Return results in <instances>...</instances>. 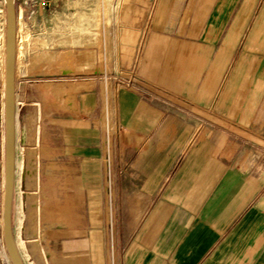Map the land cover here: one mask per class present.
<instances>
[{"label":"crops","instance_id":"crops-1","mask_svg":"<svg viewBox=\"0 0 264 264\" xmlns=\"http://www.w3.org/2000/svg\"><path fill=\"white\" fill-rule=\"evenodd\" d=\"M140 40L109 149L98 88L42 106L34 264H264V0L136 7L109 72L128 73Z\"/></svg>","mask_w":264,"mask_h":264},{"label":"rangeland","instance_id":"rangeland-1","mask_svg":"<svg viewBox=\"0 0 264 264\" xmlns=\"http://www.w3.org/2000/svg\"><path fill=\"white\" fill-rule=\"evenodd\" d=\"M155 1L14 0L15 31L21 42L20 63L16 69L14 86L15 88L16 86L19 88L25 86L26 96L29 95L30 98L27 104H22L21 99L15 100L14 184L11 224L13 219L14 240L22 241V247L19 244L21 248L19 255L22 256L24 264H34L33 259L35 257L42 261L44 259L39 247L40 236L37 226L39 180L36 184H31L32 186L30 184L27 186V182H24L25 189L21 190H28L27 194L20 191V182L17 181L16 177V173H18L17 163L26 164L33 159L34 162L32 163L36 167L38 166L37 126L42 106L59 102L67 107L74 101L71 96L76 92L91 87L100 90L99 84L94 86L92 81L96 83L101 81L104 74L108 76L117 74L109 72L113 57L119 58L120 62L126 60L123 56L126 50L119 44V39L133 10L143 5L149 4L151 6ZM5 19L4 0H0V43L5 34ZM87 39L90 41L93 39V41L85 42ZM92 51H96L98 54L97 65L94 63ZM65 52H70V56L69 59L65 60L68 68L66 67L67 70L64 71L62 58ZM44 53L50 55L41 59ZM37 57H40V60L35 62ZM0 68L1 138V133H3L4 75L2 76V74H4V67L2 70L0 65ZM122 75L124 76V74ZM33 103H38V105ZM29 151L34 155L30 156ZM0 152V183H2L3 144L1 140ZM32 192L33 194H31ZM30 230L32 232H29ZM3 263L7 264L5 260Z\"/></svg>","mask_w":264,"mask_h":264},{"label":"water","instance_id":"water-1","mask_svg":"<svg viewBox=\"0 0 264 264\" xmlns=\"http://www.w3.org/2000/svg\"><path fill=\"white\" fill-rule=\"evenodd\" d=\"M5 55L3 84V185L1 206V233L4 248L10 264H23L12 234L11 211L13 200L14 172V124H15V86H14V47H15V9L14 0H4Z\"/></svg>","mask_w":264,"mask_h":264},{"label":"built area","instance_id":"built-area-1","mask_svg":"<svg viewBox=\"0 0 264 264\" xmlns=\"http://www.w3.org/2000/svg\"><path fill=\"white\" fill-rule=\"evenodd\" d=\"M142 50L143 41L140 40L135 47L131 68L126 75L123 76L121 74H115L114 76H108L107 74H104L101 78V81H97V83L92 81L93 85L99 84L100 87L101 111L99 120L102 123V130L105 135L104 147L107 149H109V141L111 138L117 137L120 131V126L116 121V112L112 101L119 90L131 88V84L138 81L137 69L141 59ZM101 84L103 86H100ZM105 162H109V155L107 154L105 157ZM105 177L106 194L111 196L112 179L111 172L108 169L105 171ZM4 260L7 264H10L7 254L4 255Z\"/></svg>","mask_w":264,"mask_h":264},{"label":"bare ground","instance_id":"bare-ground-1","mask_svg":"<svg viewBox=\"0 0 264 264\" xmlns=\"http://www.w3.org/2000/svg\"><path fill=\"white\" fill-rule=\"evenodd\" d=\"M16 32V31H15ZM89 42L90 39H87L85 42ZM93 39L90 41L92 42ZM20 40H19V37L17 35V32H16V36H15V47H14V75L16 74V69L20 63V53H21V48H20ZM88 44V43H87ZM4 55H5V34L2 36V42L0 43V65L2 67V70H3V67H4ZM47 55H50L49 53H44L43 56H41V59H44L46 58ZM69 56H70V52H65L64 53V56L62 58L63 60V70H67V61H65L66 59H69ZM37 60H40V57H37L35 59V62ZM67 67V68H66ZM1 69V68H0ZM2 74V72H1ZM4 74H2L3 76ZM2 79V78H1ZM59 90V89H58ZM66 91V90H65ZM60 93V92H58ZM57 93V95H58ZM62 93V92H61ZM60 93V94H61ZM60 96V95H59ZM14 129H15V124H14ZM14 141H15V132H14ZM37 143V142H36ZM29 155L30 156H33L34 154L31 153V151H29ZM34 162L33 159H31V161H28L26 164L25 163H15L17 168H18V173H16V177H17V181L20 182V191L23 192V193H27L28 194V190H21V189H25L24 187V182H27V186H29V184H36L37 182V167L34 165ZM13 182H14V172H13ZM14 184V183H13ZM32 186V185H31ZM35 186V185H34ZM36 188V186H35ZM34 191V190H33ZM20 192V193H21ZM22 193V194H23ZM30 193V192H29ZM33 194V192L31 193ZM36 194V193H35ZM26 195V194H25ZM29 196V195H28ZM31 197V196H30ZM30 199V198H29ZM32 200V199H30ZM34 200V199H33ZM32 200V201H33ZM35 202V201H34ZM31 204V203H30ZM29 204V205H30ZM28 205V206H29ZM30 209V207H29ZM32 209V208H31ZM29 232H32V230H30ZM31 234V233H30ZM16 238V237H15ZM20 240V239H19ZM15 241V245H16V248L17 250L20 252L21 248L19 247V244L21 246V240L18 241L17 239L14 240ZM22 247V246H21Z\"/></svg>","mask_w":264,"mask_h":264}]
</instances>
